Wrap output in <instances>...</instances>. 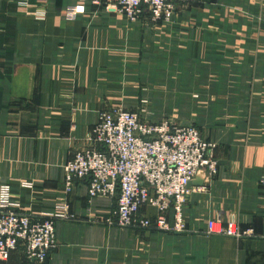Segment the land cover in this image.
I'll list each match as a JSON object with an SVG mask.
<instances>
[{"label": "crops", "instance_id": "crops-1", "mask_svg": "<svg viewBox=\"0 0 264 264\" xmlns=\"http://www.w3.org/2000/svg\"><path fill=\"white\" fill-rule=\"evenodd\" d=\"M35 1L0 0V186H10L23 213L51 210L63 193L62 167L101 109L138 103L146 80L139 69L155 47L142 38L146 23L111 9ZM73 5L79 12L68 19ZM182 8L180 38L191 46L194 71L209 72L210 132L201 133L215 145L216 177L203 187L199 176L191 182L185 232L96 221L116 216L117 199H89L87 181H77L66 195L75 219L56 221L47 264H264V0H201ZM201 15L208 24L196 23ZM221 17L245 24L221 25ZM219 111L232 114L230 121H220ZM210 219L236 221L253 233L209 234ZM0 264L35 263L17 249Z\"/></svg>", "mask_w": 264, "mask_h": 264}, {"label": "built area", "instance_id": "built-area-1", "mask_svg": "<svg viewBox=\"0 0 264 264\" xmlns=\"http://www.w3.org/2000/svg\"><path fill=\"white\" fill-rule=\"evenodd\" d=\"M46 1L36 0L35 4ZM77 1L111 9L131 20L149 12L155 20L180 0ZM78 12L73 5L66 15L74 19ZM214 146L203 140L192 125L142 121L136 112L120 107L101 109L85 144L63 165L65 190L75 181L86 180L89 199L117 197L116 218L96 219L99 222L131 229L185 232L183 205L193 190L190 183L199 176L206 185L218 172ZM11 194L10 186H0V260L21 249L25 260L43 264L56 246V220L74 219V215L62 195L49 213L42 214L15 211L17 204ZM148 207L154 209L153 214L145 212ZM206 230L235 238L252 233L233 221L223 224L209 220Z\"/></svg>", "mask_w": 264, "mask_h": 264}, {"label": "rangeland", "instance_id": "rangeland-1", "mask_svg": "<svg viewBox=\"0 0 264 264\" xmlns=\"http://www.w3.org/2000/svg\"><path fill=\"white\" fill-rule=\"evenodd\" d=\"M200 1L201 0L175 1L172 5V8H170L168 11H164L161 14V16L156 18L155 20L152 19V15H150L149 12H145L137 20L135 19L131 20L127 18L124 14L120 13L124 15L126 20H128L129 22L144 23L143 25H145L146 23L145 29H148L149 33L144 35L142 34V38H145L146 43L153 41L154 42L153 44H155V47L151 48L149 52L150 53L149 58L142 63V65L140 66L141 68L139 69L140 71L139 76L143 79H146L139 82V90H142L143 95L141 96V98H139V101L138 103L135 104L134 108H127V110L136 112L140 117V120L142 121L158 122V123L167 121L174 124L192 125L199 131L200 136L203 138V140L212 143L206 138H204L205 136L208 137V132H210L209 127L211 122L212 101L209 92L210 90L209 72L204 67L199 68L197 72L194 71L193 54L190 56L188 55L189 54L188 51L189 49H191V46L189 44H186L183 40H181L180 38L181 34L179 33V29H177L178 25H182V26L185 25V23H183L184 18H179V16L181 15V12L179 10L183 9L182 6L187 7L189 5L200 4ZM203 10L205 11V9ZM207 10L208 9H206V11ZM200 13L201 11H198L197 14ZM202 16L203 15L197 17L196 23L199 25L208 24L209 19L207 17H202ZM143 19H146L147 21L145 22V20ZM190 20H191L190 22L192 23L194 22L193 17H191ZM227 21L230 23L233 21V23L237 25L245 24L242 18H236L232 20V19H226L225 17H221L218 20V23L224 25L227 23ZM186 24L190 25V23H186ZM141 33H144V30H141ZM145 50L146 48L144 49V51ZM229 56L233 57L234 55L231 54ZM144 92L146 93L145 95ZM214 105H216L215 98H214ZM230 116L232 117V114L230 113L228 115L222 114L220 113V111L218 113V119L220 121H222L223 118H226L224 120L230 121L229 120ZM201 132H204L203 133L204 137ZM84 144L85 142L83 143V145ZM83 145H81L80 147H82ZM76 182L77 181H75L72 184L70 189L73 187V185ZM23 183L29 184L31 186V183L28 182H23ZM23 183L22 182L20 183L23 187H29L23 185ZM201 187H203V185H201ZM69 190L67 191L65 190L64 175H63V193H61V195L62 197H64V199H66V202H67L66 195ZM58 196H56V198ZM12 197L13 196L11 194V198ZM56 198L54 199V202ZM115 198L117 199V197ZM68 209H69V204H68ZM30 212H39L42 214L49 213V211H30ZM70 214L72 213L70 212ZM110 218L114 219L116 217L114 216ZM74 219H64V221H71ZM210 220H215V219H210ZM216 221L221 222L220 220H216ZM207 222H206V229H207ZM221 223L226 224L228 222H221ZM239 227L243 229L240 225ZM243 230H248V229H243ZM55 241H56V233H55ZM53 249H51L49 253ZM47 259L43 264H47ZM35 264H39V263H35Z\"/></svg>", "mask_w": 264, "mask_h": 264}, {"label": "water", "instance_id": "water-1", "mask_svg": "<svg viewBox=\"0 0 264 264\" xmlns=\"http://www.w3.org/2000/svg\"><path fill=\"white\" fill-rule=\"evenodd\" d=\"M191 184V183H190Z\"/></svg>", "mask_w": 264, "mask_h": 264}]
</instances>
